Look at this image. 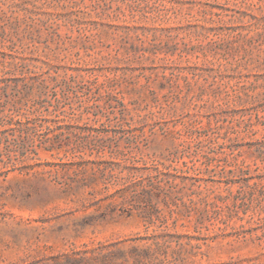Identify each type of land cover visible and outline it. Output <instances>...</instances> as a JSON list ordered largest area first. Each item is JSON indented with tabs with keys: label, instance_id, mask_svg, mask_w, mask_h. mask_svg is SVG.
Here are the masks:
<instances>
[{
	"label": "rangeland",
	"instance_id": "1",
	"mask_svg": "<svg viewBox=\"0 0 264 264\" xmlns=\"http://www.w3.org/2000/svg\"><path fill=\"white\" fill-rule=\"evenodd\" d=\"M15 49L51 75L119 92L132 112L119 122V108L110 119L104 101L72 98L69 113L97 145L78 170L46 152L19 165L1 146L0 264H264V0H0L4 115ZM159 155L194 163L209 190L185 205L155 198L144 205L152 224L115 211L113 190L98 193ZM72 179L79 195L62 184Z\"/></svg>",
	"mask_w": 264,
	"mask_h": 264
},
{
	"label": "trees",
	"instance_id": "2",
	"mask_svg": "<svg viewBox=\"0 0 264 264\" xmlns=\"http://www.w3.org/2000/svg\"><path fill=\"white\" fill-rule=\"evenodd\" d=\"M76 6L77 4H74L70 9H76ZM10 51L14 64L12 66L15 75L14 88L17 93L12 101L7 102L11 105L8 114L4 115L6 108L0 102V121H2L0 148L4 145L6 149H10L11 153H16V161L19 165H27L30 160L38 159L41 152H46L52 153L53 156L62 155L64 159L71 162L68 164L77 166L78 170L80 160L84 159L85 150L90 147L94 151L97 145L92 146L85 142L88 137L86 133H91L92 130L80 126L81 115L75 111L69 113L68 105L72 98L84 99L80 100L81 103L93 102V107L95 103L104 101L103 106L98 104L100 114L102 116L108 114L107 117L110 119L111 112L109 114L108 109L119 108L121 116L115 118L119 122L126 120L132 109L123 98L119 97L120 93L111 91V88L106 96H102L101 87L81 74L71 75L70 79L62 78L58 71L51 75L49 64L33 63L37 60L26 56L25 50ZM47 72L49 76L43 77ZM51 90L60 93L61 97L57 96L54 99L49 97ZM33 95L36 98H31ZM85 108L87 111L84 113L90 117L91 112L88 110L90 107ZM60 123L63 125L58 126ZM11 137H14L13 143H11ZM227 137L229 138L224 144L232 139L230 135ZM104 152L105 149H102L100 153ZM123 162L124 159L120 158L119 163ZM137 162L142 164L137 173L123 176L124 182L121 180L111 182V179H105L98 192L113 190L106 200L111 201L110 205L115 211L121 207L122 215L131 216L137 212L141 218L152 224L155 216L144 205L151 206L155 198L161 195L174 196L179 204L185 205L187 202L195 203L196 195L209 190L204 185L205 179L200 177L201 173L198 172L194 163L183 162L179 167L180 162L163 155L143 156ZM105 163L108 165L100 170L104 176H111L112 171L109 167L111 162ZM47 167L51 168L50 173H52L53 165L49 164ZM4 169L7 170L5 173L11 171L9 166H4ZM62 184L75 195H79L82 188L75 179ZM90 194L95 196L96 192L92 190ZM118 202L121 203L118 204ZM76 264H92V262L90 258L84 257L76 260Z\"/></svg>",
	"mask_w": 264,
	"mask_h": 264
}]
</instances>
